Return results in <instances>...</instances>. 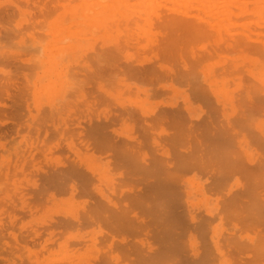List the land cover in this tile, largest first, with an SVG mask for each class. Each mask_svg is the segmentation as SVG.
<instances>
[{
	"label": "bare ground",
	"instance_id": "1",
	"mask_svg": "<svg viewBox=\"0 0 264 264\" xmlns=\"http://www.w3.org/2000/svg\"><path fill=\"white\" fill-rule=\"evenodd\" d=\"M93 1L91 2V7H88L90 12H85L79 17L83 20L84 26L88 25L89 28L99 23H106L116 27L117 32H120L118 27L121 25L122 27H120H124L123 30H125L124 36L121 37V35L119 36L118 33H115L117 34L116 37L110 39L111 47L93 49L86 57L87 59L84 58V50L70 47L73 43L69 39L65 44L64 42L62 44L63 40L61 37L59 39V44H61L59 48L47 51V55L44 53L47 58L38 64L43 70L42 74L46 77L44 78L49 83V85L46 83L44 88L46 86L49 89L63 90L67 88L70 93L75 94V98L63 99L59 106H56L58 104L57 101V103L54 101L53 104L49 105L46 117L50 119L48 122L51 125V131L46 127L41 128L42 126L37 124L36 121L33 125L25 123L26 132L21 134L20 125L17 119L14 121V118L15 111L19 105L18 96L20 97L22 89H25L26 81H23V86L16 84L19 78L16 72L17 70L23 72L22 67L26 65V59H20L18 56L19 52H14L13 55L16 56L11 55L12 57L8 59L10 55H6L0 50V62L3 65H7V67L0 68V73L4 77L3 79L0 78V98L4 95L11 102L6 104L2 101L0 106L12 109L8 116L13 122V125L10 126L11 128H8L10 131L9 136L11 137L13 134L19 136L20 139L18 138L17 142L21 141L25 145L20 150H18L20 147L17 145L13 147L15 156V162L11 166L13 170H10V157L2 158V161L5 162L3 165L5 164L6 171L2 173L5 181L1 182H8L10 175H12L11 182L8 183L13 185V187L12 185L11 187L9 186L13 190L11 189L10 193L6 191V188H3V190L2 186H0V191L3 193L1 197L6 203L8 202L6 205L11 206L10 208L6 207L0 202L1 241L4 239L5 233H10L13 242L16 245L20 244L24 250L27 249L28 254L26 255H32L28 257L29 261L34 256L36 261L32 262L36 264L38 261L36 254L39 249L34 251L35 248L33 249L28 245L30 242L33 244L38 243L42 249L49 250L51 244L55 242L53 239L57 231L55 227H70L85 222L97 224V229H94L95 235L93 230L90 231V236L88 237L86 235L80 236L78 232V240L85 241L87 240L86 238H89V241L93 243L97 236H100L104 242L106 241L105 247L110 250L111 259L116 260V262L122 259L125 262L130 260L133 264H264V129L259 128L260 124L258 123H256V125L258 124L256 129L251 128L248 124L254 120L252 116L257 113L256 109L264 107V87L262 89L260 85V90V86L250 81L255 80L260 84L261 80L259 81L258 73L249 68L245 69L243 67L250 80L243 81V77L238 70L240 67L238 59L236 60L237 64L232 60L230 65H225L226 62L221 61L224 64L220 63L221 68L216 70L221 79L220 81L219 78L217 80L214 77L215 73H213V70L210 69V74H208V71L206 72L203 82L207 83V89L210 90L212 95L206 93V88L196 72V66L200 61L214 54L220 56L221 59L224 54H220L224 50H233L234 53L238 51L239 54L236 52L235 57L238 55L240 57L241 55L248 62L252 57H248L246 54L253 52L255 56L253 58L254 61H251V63L263 68V17L257 16L262 18L259 20H252L251 18V20L242 19V21L236 22L237 18L248 16L250 10L258 14L257 6L254 7L257 4L253 2V6L247 7V0H164V3L160 2V0L154 1L152 4L164 7L165 13L155 9L152 13L153 17L149 14L141 17L137 14L117 9L121 7L119 4L126 7V4L130 3L128 0ZM166 2L181 4L183 8L179 9L169 6ZM57 4L65 6L66 2L62 0L61 2L60 0H55V2L51 0L50 3L49 0L48 2L47 0L0 1V40L18 34L14 29L10 28L11 26L7 25L9 19L16 12L18 14V19L15 23L16 30L23 25H28L35 30L36 25H41L45 15L52 11ZM231 6L237 10L235 8V10H232ZM189 9H194L195 11H190ZM68 11L72 10L68 9ZM256 13H254V16L257 15ZM72 20L75 21L77 19L73 18ZM250 22L253 23L252 27H249ZM48 24L50 26V23ZM231 24H238L240 28H238L239 26L236 28L239 30L235 28V33L230 32L228 25ZM144 25L148 27L156 25L163 31L158 38H149L147 44L142 43L143 45H139L137 34H140V32L136 31H140ZM12 26L14 27V24ZM36 30L38 31L39 29ZM26 32L25 34H28L31 39L34 37L32 31L30 33ZM79 32L77 31V33ZM52 33H54L53 30ZM65 38L64 40H67V37ZM205 38H209L211 41L208 43L209 46H196L197 41ZM25 45L31 47V45ZM128 47H134V49L137 47V50L140 48L143 51L149 50L151 57L150 55H145L142 59L138 57L135 60L133 53L129 52L130 49L129 51L127 50ZM24 48L26 47L24 46ZM122 53H124L125 64L118 62V58ZM229 56L228 58H230ZM67 59H70V62L65 63ZM216 60H218V57ZM239 60L241 59L239 58ZM71 63H79L78 66L75 65L78 68L73 69L74 66H71L70 79L64 80L62 75H65V67ZM9 65H12L16 70H12V68L8 67ZM22 75L25 80V74L22 73ZM229 78H231V81L236 79L234 83L236 86H234L237 91L241 90L238 98L236 96V105L234 104L235 100H232L235 96L229 99V94L225 95L227 90L222 92L226 83H229L227 82ZM175 82L186 86L192 95V99L201 102L207 109L202 111L201 114L190 113L186 116L184 109L189 111L186 105H184L186 106L184 109L172 104L154 111L153 109L146 110V108H142L143 105L141 107L136 102L138 110H132L125 107L127 106L125 103L123 104L125 106H123L119 102L117 104L121 107L120 110L116 107L115 109L118 111L111 112L109 116L105 115L104 118H99L102 113L94 114L93 109H95V106L104 102L97 98V94L99 95L100 91L107 93L104 87L108 84L112 85L113 83L115 88L119 86L118 90L122 87L129 90L135 88L137 92L141 89V86H145L143 92L147 93L150 90L159 91L167 87L176 88ZM41 85L43 86L44 84ZM10 86L16 92H10ZM96 90L99 91L95 93ZM43 91L44 93L42 94L41 92V95L45 96V90ZM258 92L263 93V95L261 94L263 97L257 96ZM227 98L228 100H226ZM183 102L185 104L190 103L188 95L185 96ZM80 104L84 108L79 107ZM217 104L221 105V109H218V111L216 110L218 108ZM226 105L232 108V113L229 111L225 112ZM53 116H56L57 120H52ZM116 120H129L128 122H130L128 125L129 133H126L121 138L120 134H118L119 132L112 133L109 131V125ZM256 120L258 119H255L254 122ZM30 127L32 129H29ZM41 131H43L42 137H40ZM31 132L35 135V140L32 139ZM36 142L37 144L40 143L43 146L42 148L46 146V149H43L44 152H42L45 156L46 152L50 153L52 149L62 145V142H64L66 150L77 157L83 154V150L86 152L89 150L97 151L106 157V169L110 166V169L113 167V169L117 170V173L114 172L119 177V181L114 180L117 176L110 180L111 190L106 189L110 191L108 192L111 193L110 195H106L105 191L102 192L103 187H101L102 190L96 189L94 191V186L92 187L94 184L93 180L97 179L95 178L96 175H101L99 167L87 164L88 161L84 164L85 167L82 168V161L84 160H79L78 158L77 162V158L76 160L74 158V160L70 159L73 161H70L66 166L63 165V169L46 174L43 177V187L34 191V193H29L28 197L34 201L33 203L29 202L26 199L28 192H23L17 188L16 183H19L18 181L16 182L17 177L15 178V176L17 172H21V175L26 176L29 171L25 172L24 166L27 164L31 167L32 172L40 170L38 158L33 156L34 148L37 145ZM0 147H4L1 142ZM27 158L30 160L28 161ZM81 159H84V157ZM52 169L54 168L52 167ZM188 172L204 174L205 178L202 183L205 188L210 192L218 191L212 204H205L201 212L192 211V208L195 207L194 203L189 199L191 193L189 190H186V192L184 190L183 181L188 180L184 178V175ZM29 178L31 179V177H28V180ZM101 178L102 176L99 177V179ZM75 179L78 181H75ZM105 179L106 181L109 180L106 177ZM31 180L35 181L33 177ZM35 182H33L34 185L36 184ZM77 182L84 193L93 199L89 209L82 210V208L83 213L81 214L78 211L80 208L77 210L72 208V206L68 210L69 213H61L58 220L48 219L50 222L46 223L47 226H45L44 230H38L37 227L33 228L29 235L30 238H20L13 232L12 227L19 218V213L22 211L31 213L32 209L36 207L34 205L37 203L35 200L40 201L46 189L62 187L63 183H66L72 191H75L77 190L75 186ZM117 183H119L118 195L122 197L123 204H121L123 206L118 205L115 201L116 199H113V197L117 196L115 191V184ZM18 187L20 188V184ZM199 187L204 189L203 185ZM16 200L20 201V205L15 202ZM5 217L10 222L8 226L4 225ZM224 220L229 221L228 225H230V227H225L227 233L225 231L221 233L224 228H220V226ZM136 221L141 225L142 234L137 238L138 240L135 239L131 242L129 237L133 234L131 232L138 229V226L136 227L134 224ZM212 222L218 225L215 226L220 234L215 233L214 226L210 232L206 230ZM90 226L92 227L91 224ZM191 230H194L195 233L197 231L203 234V236H200L203 240H199V243H197L196 235ZM43 232L46 236H44L45 238L42 237ZM126 233L129 235H126ZM184 235L192 237L189 242V251L183 246ZM21 241L24 242L21 243ZM6 242L4 241L5 244H7ZM62 242L58 241L59 244ZM66 243L68 244V242ZM16 245L14 246L15 248H17ZM87 245L89 246L90 244L88 243ZM96 247L100 249L99 246L93 248ZM5 248L7 251L11 249L9 245ZM68 248L71 251L75 250L73 252L77 253V249H74V247H72L73 250L70 246ZM88 248L92 249L91 246ZM101 249L104 248L101 247ZM67 253L68 251L64 250V256L61 257H67L68 259L69 254ZM6 254L3 255L2 259H6ZM85 255L84 258L87 257V254ZM80 256L81 252L77 257L80 258ZM91 258L92 261L100 263L103 261L96 255ZM70 259L72 258L69 256V261ZM47 260L45 263H47ZM89 263L93 264L91 260H87L85 264Z\"/></svg>",
	"mask_w": 264,
	"mask_h": 264
},
{
	"label": "rangeland",
	"instance_id": "2",
	"mask_svg": "<svg viewBox=\"0 0 264 264\" xmlns=\"http://www.w3.org/2000/svg\"><path fill=\"white\" fill-rule=\"evenodd\" d=\"M0 1H4V0H0ZM50 1L51 0H49V3H50ZM62 1L66 2V4L67 3L68 4L67 5L65 4V6H61V5H58L57 4L52 11H50L48 14H46L47 16L45 15V18L42 20L41 25H36L35 28L36 29H39L38 31L36 29L33 30L28 25H23L18 30H16L15 23H16V21L18 19V14L16 12L15 15L12 18L9 19L7 25L9 27L11 26L10 28L14 29L16 31V33H18V34L11 35L9 37H5V38H2V40H0V50L3 51L6 55H10L8 57V59H10L12 57L11 55H13L14 52H17V53L19 52V55L18 56H19L20 59H23V58L26 59V65L22 67L23 68L22 69L23 72H21L20 70H17V72H16L19 75V78L17 79L16 84L22 85L23 81L24 82L26 81L25 82V89L23 88L22 89V92L20 94V97L18 96V103H19V105H18V108L15 111L16 114H15V118H14V121H16V119H17V121H18V123L20 125L19 126V129L22 132L21 134H23L24 132H26L27 127L25 126L26 125L25 123H30L31 125H33V124H35L36 121H37V124H39L40 126H42L41 128L46 127V128H48L49 131H51L52 128H51V125H49V122H48V121H50V119H48L46 117V114L48 113L47 109H48L49 105L53 104L54 101H55V103L58 102V104H56V106H59V103H61L63 99L68 100L70 98L71 99L75 98V94L73 95L72 93H70V91L67 88L66 89H63V90H60V89H51V88L49 89L47 86L44 88V86L47 83V81L45 79L46 77L43 76V74H42L43 73V70H42L41 66L39 67V65H38L39 62L41 63L44 59L47 58L46 55L48 54L49 51H53L54 48L56 49V48H59V46H61V44H59L60 37L63 40L62 42L60 40V42L62 44H63V42L65 44L66 41H69L70 40L73 43L70 47H73V48L76 47V48H80V49L84 50V52H85L84 58L87 59L86 57L92 52L93 49L111 47L112 44H111L110 39L113 38V37L114 38L116 37L117 34H115V33H118V35L119 36L121 35V37L124 36V31L125 30H123L124 27L121 28L122 27L121 25H120L121 27L120 26L118 27L119 30H120V32H117V28L116 27L111 26V25L106 24V23H99V24H97L95 26H92V27H89V28H88V25L87 26H84L85 24L83 23V20L80 19L79 17H80L81 14H83L85 12H88V11L90 12V10H88L89 9L88 7H91V4H92L91 2L93 0L92 1L91 0H78V1L77 0H66V1L65 0H62ZM128 1L130 3L126 4V7H124V5H122V4H119L121 7L120 8H117V9L125 10L127 13L137 14V15H139L141 17L142 16H145L146 14H149V15H151L153 17L152 13H153V11L155 9H156V11H161V13H165L164 7H162V6H155V4H152V3H154V1L157 2V1H160V0H144V1H142V0H128ZM220 1H222V0H220ZM47 2H48V0H47ZM54 2H55V0H54ZM60 2H61V0H60ZM160 2L164 3L165 1L164 0L162 1L161 0ZM253 2H254V4H257V5H254V7L257 6V8H258L257 11H259L258 14L256 12H254V13L257 14L256 16H254L255 14L250 10V12H249V14L251 16L250 18H249V14H248V16L246 15L243 18H237L236 19V22L237 21L239 22V20L242 21V19H244V20H247V19L248 20H251V18H252V20L262 19V18H259L257 16L263 17V20H264V7L262 8V6H264L263 5L264 4V0H254V1L253 0H250V1L247 0V2H246L247 7L253 6ZM166 4L169 5V6L171 5L173 7L179 8V9H182L183 8L181 4H175V3L172 4L170 2L169 3L166 2ZM180 5H181V7H180ZM137 7H139V8H137ZM234 8L235 7L231 6V9L232 10H235L236 9V8L235 9ZM68 9L69 10H72V11H68ZM189 10L190 11H195L194 9H189ZM73 18L74 19H77V20L74 21V20H72ZM69 19L72 20V21H70ZM79 20H80V22H78ZM45 22H46V25H45ZM48 23H50V26H49ZM11 24L12 25L14 24V27ZM61 24H62V26H61ZM261 24H263V23H261ZM53 25H54V27H53ZM105 26H107V27H105ZM238 26H239L238 24L237 25L231 24V25H228L229 28L228 27L227 28H228V30L230 32H234L235 33L236 32V29L239 30L238 28H240V26L239 27ZM252 26H253V23L250 22L249 23V27H252ZM263 26L261 25L262 28H263ZM236 27H238V28H236ZM66 28L67 29H70V30H67ZM262 28H261V30H262ZM25 30L28 31L29 33L32 31L34 37L31 39L28 34H25V33H27ZM52 30H53L54 33H52ZM141 30L140 31H138V30L136 31V32H140V34L142 36L140 38V34L139 33L137 34L138 35V39H139V43H140L139 45L147 44L149 38L150 39L153 38V37H154L153 39H155L156 37L158 38L160 36L161 32L163 31L161 28H159L156 25H154L152 27H148L147 25H144ZM64 31L65 32H68V33H65ZM77 31L78 32L80 31V32L77 33ZM90 31H91L92 35H91ZM76 33H77V35H75ZM52 34L54 35L53 37H52ZM66 34H68V35L66 36ZM69 34L70 35L73 34L72 35L73 37L70 36ZM55 35H57V36H55ZM80 35H81V37H80ZM82 36H84V37H82ZM65 37H67V40H64V39H66ZM75 37L76 38L78 37V38L76 39ZM55 38H57V39H55ZM205 39H202L201 41H197L196 42V46H200V45L209 46L208 43H210L211 41L209 40V38L206 39V40ZM54 40L58 41L57 42L58 45H57V43ZM22 43L24 44V46L26 48H24V46H23ZM25 44L31 45V47L30 46L28 47ZM102 44H104V45H102ZM8 47H10V48H8ZM129 49H130V51H129ZM127 50L129 52L133 53L132 55H133V58L135 60H137L136 58H138V57H139V59H142V57L145 56V55L146 56H149L150 55V57H151V53H150L149 50L143 51L140 48L137 50V47L135 49H134V47L133 48L132 47H128ZM132 50H133V52H132ZM9 52H12V53H9ZM138 52H140V53H138ZM236 52H238V51H235V53H234L233 50H224L220 55H223V54L226 55L227 54L225 57L223 55V57H221V59H220V56H217V54H214V55H212V56H210L208 58H204L196 66V72L198 73V77H200V80L202 81L204 87L206 88V93L208 95L209 94L212 95V94H211L210 90L207 89L208 88L206 86L207 83L206 82H203L206 72L208 71V74H210V69L213 70V73H215L214 74L215 75L214 77H216L217 80H218L219 76H218V73H217L218 71H216V70H219L221 68L220 65L221 64H224L225 62H226L225 65L226 64H229L230 65L232 63V60H234L233 62H236V64L240 61V63H238V65L240 66L238 70H239V73H241V75L243 77L242 78L243 81H247L250 78L247 75V73L244 71L243 67L245 69L246 68H249V69H252L253 71H256L258 73V74L257 73L256 74L259 77V81L261 80L259 82L260 84H258V82L255 81V80H250V79L249 80L252 81V83L257 84L258 86L261 85L262 86V89H263L264 83H262L263 84L262 85L261 82H264V73H263L264 72V69H263L264 66H263V68H261V66L259 67L255 63H251V61H254L253 58L255 56L254 55L255 53H253V52H248L247 54L245 53L246 56L252 57V59L248 62L246 59H243L244 57L241 56V55H240V57H238L239 55L237 57H235L236 54H237ZM137 53H138V56H137ZM238 54H239V52H238ZM123 55H124V53H122L119 56L118 62H121V63L125 64L124 63V57H123ZM229 55H231V56H229ZM13 56H16V55H13ZM134 56H137V57H134ZM228 56L230 58H228ZM217 57H218V60L219 61L216 60ZM239 58L241 60H239ZM134 59H133V61H135ZM237 59H238V62L236 61ZM221 61H223L224 63L223 62L221 63ZM67 62H70V59H67L65 63H67ZM21 63L23 64V62H21ZM78 64L79 63H77V64L71 63L68 66H66L65 67L66 70L64 69L65 70V72H64L65 75H62V78L64 80H69L70 79V76H71L70 72L72 71L70 67L71 66H74L73 69H75L78 66ZM241 64H243V65H241ZM75 65H77V66H75ZM2 67L3 68L4 67H7V65H3V63L0 62V68H2ZM8 67L12 68V70L15 69V68H13L12 65H9ZM38 67L41 68V69H39ZM206 67H207V69H206ZM198 68H199V70H198ZM216 68H218V69H216ZM22 73L25 74V80H24V77H22L23 76ZM216 73H217V75H216ZM0 78L1 79L4 78L1 73H0ZM230 79L231 78L227 79V82H229V83H226V86H225L226 89L225 88L224 89L221 88V89H222V92L227 90L225 95H228L229 94L228 95L229 99H230V97L232 99L235 96V98H233L232 100H235L234 101V104L235 103L237 104L236 96L238 98L239 93H241V90L240 91H237V88L235 87L236 85L234 83L236 82V79L235 80H232V81ZM220 80L221 79L219 78V81ZM217 83H219V82L217 81ZM41 84H44V85L42 86ZM47 84L49 85V83H47ZM10 85L12 86V84H10ZM175 85H176L175 87L177 89L176 88H172L171 89V87H167V88L161 89L159 91H152V90H150V91H148L146 93V92H143V90L145 89V86H141V89L137 92V89H135V88H132L131 90H129L127 88L125 89V87H122V88L120 87L121 89L118 90L117 88L119 86L117 88H115V87H113V83H112V85L111 84L110 85L108 84L107 86L104 87V89H105V91L107 93H105L103 91H100L99 92V95L97 94V98L103 100L104 102L103 103H100V104H98V105L95 106V109H93L94 110V114H100V113H102L103 115L100 114L99 118H104L105 115H108L109 116L111 114V112H115V111L117 112L118 110H120L121 107H119V105L117 104L119 102L122 103V105L125 103V105H127V106H125V105H123V106H125V107H127L129 109H132V110H138L136 108V103H138L141 107L143 105L142 108H146V110L147 109H149V110L153 109L154 111H157L159 108H163V107L170 106L172 104H176V105H178V107H180L182 109H184L187 106L186 108H188L189 111L184 109V112H185V115L186 116H188L190 113L191 114H201L202 111H204V110L207 109L201 102L192 99V95H191L190 91L187 89L186 86L179 85L176 82H175ZM11 86L9 87L10 92H16V90L13 89V87L11 88ZM261 86H260V90H261ZM1 87H2V85H1ZM38 87L39 88L42 87V88L39 89ZM92 89H93V87H92ZM43 90H45V96H42L41 95V92H42V94L44 93ZM51 90H53V91H51ZM30 91H33V92H30ZM98 91L99 90H96L95 93H97ZM183 93H184V95H183ZM36 94H37V96H36ZM127 94H129V95H127ZM261 94L263 95V93L258 92L256 95L257 96L260 95L261 97H263ZM186 95H188V98L190 100V103L189 104H185L183 102V99L185 98ZM4 98H5L4 95H2L1 98H0V102L4 101L6 104H10L11 103L8 98H5V99ZM37 99H38V101L36 102ZM115 100H116V102H114ZM226 100H228V98ZM130 104L131 105L133 104V105L131 106ZM0 105H1V103H0ZM184 105H186V106H184ZM217 106H218V108H216V110L218 111V109L219 110L221 109L220 108L221 105L220 104H217ZM79 107L84 108L81 104H80ZM116 107L118 108V110L115 109ZM236 109H235V111H236ZM10 110H12V109H10L8 107H5V106H0V142L4 144V147L3 148L0 147V155H1L0 156V164L2 165V166L0 165V186H2L1 187L2 189L3 188H6V191L11 193V189L12 188H9V186L11 187L12 184L11 183H8V182H11L10 180H11V176L12 175H10V174H12V173L9 174L10 175V180L8 182L7 181H6V183L5 182H1V181H5V180H3V174L2 173H4L3 171H6L5 164L3 165V163H5V162L2 161V158H5L6 159V158H8V156L10 157L11 160H10L9 163H10V170H11L12 169L11 166L15 162V156H14V153H13V147L17 145L18 147H20V148H18V150H20V149H23L25 145L21 141H20L21 143L20 142H17L20 139L19 136H16L14 134L11 137L9 136L10 131L8 130V128L13 125V122H11V120L8 117ZM108 111H109V113H108ZM228 111L230 113H232V108H230L229 105H226L225 112L227 113ZM256 112L257 113H255L252 116L254 118V120H252L248 124L253 129L258 128L257 125L260 124L259 128L264 129V107H262V109L261 108H257L256 109ZM4 113H5V115H4ZM28 115H30V116H28ZM56 118H57L56 116H53V119L52 120H55ZM94 119H96V118H94ZM255 119H258L259 121L256 120V122H254ZM128 121L129 120H126V121L116 120V121H114L113 123H111L109 125V131L112 132V133L119 132L118 134H120L119 136L121 138L126 133H129L128 125H129L130 122H128ZM256 123H258V124L256 125ZM29 129H32V128L30 127ZM42 134H43V131H41L40 137H42ZM3 136H5V137H3ZM32 136H33L32 139L35 140V137H34L35 135L33 133H32ZM40 137H39V139H40ZM45 143H47V142H45ZM12 144H14V145H12ZM36 144H37V142H36ZM39 145H40V143H38L36 145V148H34V153H33L34 155L33 156L36 157V158H38V161H39L38 162V165L40 166V170L38 172H36V171L32 172L31 171V167L29 166V164H27V165L24 166V168L26 169L25 172L29 171L30 173L28 172V173H26V176H24V175H21L22 174L21 172H17V175L15 176V178L17 177L16 182L18 181V183L20 184V188L21 189L18 187L19 184L16 183L17 188L19 190H22L23 192H28V194L26 195L27 197L25 196L26 199H27V201H29V202L31 201L32 203L34 202L33 200H31L28 197L29 196V193L30 192L31 193H34V191L40 190L43 187V177L46 174H48V173H50L52 171H55V170L63 169V167L66 166L67 164H69L70 161H73L74 158H75V160L77 158V162H78V158H79V160H84V161H82L83 162L82 163V166H83L82 168L85 167L84 164L87 163L88 161L89 162L87 164H91V165H93L95 167L98 166L99 169H100L101 175H96L95 178H97V179H94L93 180V183L94 184L92 185V187L94 186L93 187L94 188V191L96 189L97 190H102L101 187H103L102 192L105 191L104 193L106 195H110L111 194V193H108L110 191L109 190H106V189H110V180L111 179H114V177L117 176L116 175L117 170L116 169H113L112 166H111L112 167L111 169H110V166L108 167V169L105 168L106 167V157H104L103 155L99 154L97 151H94V150H89L87 152L85 150H83L84 152H83V154L80 157L74 156V154H72V152L66 150V148L64 147V142H62V145H60L58 148L52 149V151L50 153H47L46 152V156H45V154L42 153V152H44V150L46 149V146H44L45 148H42L43 146H41V145L39 146ZM38 149H40V150H38ZM20 152H18V153H20ZM65 155H67L68 157L67 156L65 157ZM83 157H84V159H81ZM70 159H73V160H70ZM27 160L29 161L30 159L27 158ZM59 163H62V164H59ZM54 165H55V167H54ZM51 166L54 169H52ZM9 172H13V171H9ZM19 174H20V178H19ZM100 176H102L101 179H99ZM28 177H31V179L33 177V179H35L36 182L34 180H31L30 178L28 180ZM105 177L107 179H109V180L106 181ZM184 178L185 179H188V180H186L187 183H186V181H183V183H184V190H185V192H186V190H189L190 193H191L189 199H190L191 202L194 203V207L195 208H192V211L193 212H201L202 209H203V206L205 204H208V205H209V203L212 204V202H213L214 198L216 197L218 191L210 192L209 190H207L205 188V185L202 183L203 182V179L205 178L204 177V174H201V173H199V174L198 173L193 174L192 172H188V173H186L184 175ZM114 180L115 181H119V177L117 176ZM75 181H78V180L75 179ZM29 182H31V183H29ZM33 182L36 183L35 185L37 187L33 184ZM95 182H96V184H95ZM1 183H3L4 185L1 184ZM118 184L119 183L115 184V186H116L115 191H116L118 197L115 196V197H113V199L114 200L116 199L115 201L117 202V204L121 206L123 204L122 203L123 200H122V197L118 195V192H119L118 191L119 190L118 189L119 188V185ZM200 184L203 185L204 189H201L199 187V186H201ZM4 186H6V187H4ZM63 186L62 187H55V188L51 187V188L46 189L45 193L42 194V196L40 198V201H36L35 200V202H37V203H35L34 205L37 208L34 207L32 209V211H31V213L24 212V211H22V212L19 213V218L16 220V222L14 223V226L12 227L13 232L18 237H20V238H24V237L30 238L29 235L32 232L31 230L33 228L35 229L36 227H37L38 230H44L46 228L45 226H47L46 223L47 222H50L48 219H50V220L51 219L52 220H54V219L55 220H58L59 216H61V213H63V212L69 213L68 210L72 206H73L72 208H75L77 210H78V208H80L78 211L81 214L83 213L82 210H85L86 208L89 209L91 207V205H92V202L91 201L93 199L89 195H87V194L84 193V191L82 190V188L79 186L78 182H77V185H75L76 188H77V190H75V191H72V189H70L69 186L66 183H63ZM12 187H13V185H12ZM51 192H53V193H51ZM2 194H3L2 191H0V197L3 196ZM44 195H45V197H44ZM46 196L48 197L47 199H46ZM0 200H1L0 202L2 204H4V205H6L8 203V202L6 203L5 200L2 197L0 198ZM2 200H4V201H2ZM15 202L17 204L20 203V201H18V200H16ZM83 205H85V206H83ZM86 206H88V207H86ZM6 207H9L10 208L11 206L6 205ZM80 211H82V212H80ZM17 212H19V211H17ZM35 216H37L38 219ZM7 219L8 218L5 217L4 218V221H3L5 226L10 225V222ZM90 224L92 225V227L90 226ZM134 224H135L136 227L138 226V229H136L135 231H132V232L130 231L131 233H133V234H131V236H129L131 242H133L135 239H137L142 234V232H141L142 229L140 227L141 225L138 224L137 221ZM228 224H229V221H226V220H224V222L221 223L220 228L221 227L224 228L221 231V233H224V231L226 230L225 229L226 226L227 227H230V225H228ZM215 225H217V224L216 223L214 224V222H212L211 224L208 225V227H207L206 230H208V232H210L211 231V228L214 226L215 227V229H214L215 230V233L220 234L219 231H218V229H217V227ZM30 226L31 227L33 226V227L31 228ZM97 227L98 226H97L96 223H85V222H83V223H81L79 225L76 224V225H73V226H70V227H55L56 230H57L56 231V235L53 238L55 242H53L51 244V246H50L51 248L49 249L50 251L47 248H46L47 250H44L45 248L42 249L41 248V245L38 244V243L33 244V243L30 242L28 245H29V247H31L33 249L35 248L36 250L34 249V251H37L39 249L38 250L39 252L38 253L36 252L38 254V255L36 254L37 260H38L36 262V264H39V263L40 264H43V263L46 262L47 259H48L47 260V263H45V264H61L62 262H64L62 264H71V263L74 264L75 262H76L75 264H78V263L79 264H85L87 260H89V261L91 260V262L93 264H123V263L126 264L127 262H128L127 264H130V263L133 264L130 260H126L127 262H125V260L119 259L116 262V260L111 259V257H110V254L111 253L109 252L110 250L107 247H105L106 246L105 245L106 244V241L104 242L101 239L100 236H97L98 239L96 238V240H98V241L95 240L93 243H91L89 241V238H86L87 240H85V241L78 240L79 239L78 238L79 235L80 236L81 235H83V236L86 235L88 237V236H90L89 235L90 234V231L91 230L94 231V229H97ZM65 229H67V231H65ZM191 231H192V233L194 235H196L195 238H196L197 243H199V240H201V241L203 240L202 238H200V236H203V234H201L200 232H197V231L195 233L194 230H191ZM78 232L80 233L79 235H78ZM93 234L95 235V231L93 232ZM4 235H5L4 239L2 241L0 239V264H31V263L32 264H35V262H32V261H36V259L34 258V256L32 258H30L31 261H29V258L28 257L29 256H32V255H26V254H28L27 253V249L25 248L26 250H24V248H22L20 244L19 245H16L13 242V239L10 236V233L9 234L5 233ZM126 235H129V234L126 233ZM205 235H206V233H205ZM44 236H45V234L43 232L42 237L45 238L46 236L45 237ZM191 238L192 237L190 235H188V236L187 235L186 236L184 235V238H183V246H184L185 249H187V251H189V248H190L189 242H190V240H192ZM193 239H194V237H193ZM40 240L42 241V239H40ZM77 240H78V242H77ZM4 241H7L6 242L7 244H5ZM58 241H61V242L63 241V242L59 244ZM19 242H20V240H19ZM23 242L24 241H21V243H23ZM66 242H68V244ZM86 242H88L90 244L89 246H91L92 249L88 248L89 247L87 245L88 243L86 245H84ZM63 243L69 245L72 250H73L72 247H74V249H77V253L76 252H73L75 250L71 251L68 248L69 246L64 245ZM81 243H82V245H80ZM98 243L99 244H102V245H99ZM13 244H15L17 246V248L14 247L15 245L12 246ZM8 245L12 249L11 250L9 248L10 251H11V253H10V251H7L6 248H5V247H8ZM77 245H80L83 248L80 247V246H77ZM95 246H99L100 249H101V247H103L105 249V251H104V249H101L100 250L98 247L93 248ZM98 249H99V253L100 254L98 253ZM106 249H107V251H106ZM64 250H67L68 251V253H67V254H69L68 255V259H67V257L66 258L65 257H63V258L61 257V256H64L63 255L64 254ZM53 251H54V253H52ZM102 251H104V252H102ZM80 252H81V256L79 258L77 256H79ZM5 253H7L6 256H5L6 259L5 258L2 259L3 255ZM85 254H87V257L84 258V255ZM93 254L96 255V256H98L103 261L101 263L100 262H97V261H92V258L91 257L94 256ZM72 255H74V256H72ZM82 255H83V257H82ZM46 256H48V257H46ZM59 256H60V259H59ZM69 256H70V258H72V259H70V261L73 260L74 257H76V259L73 260L74 263H73V261H71V262L69 261ZM18 257H19V259H18ZM49 257H51V259H54V260L51 261V259H49ZM44 258L45 259L47 258V259L45 260Z\"/></svg>",
	"mask_w": 264,
	"mask_h": 264
}]
</instances>
